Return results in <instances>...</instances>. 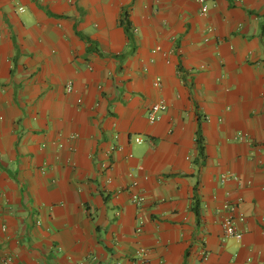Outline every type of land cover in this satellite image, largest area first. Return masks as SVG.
<instances>
[{
	"label": "crops",
	"instance_id": "0c3cea01",
	"mask_svg": "<svg viewBox=\"0 0 264 264\" xmlns=\"http://www.w3.org/2000/svg\"><path fill=\"white\" fill-rule=\"evenodd\" d=\"M204 3L0 0V264H264V0Z\"/></svg>",
	"mask_w": 264,
	"mask_h": 264
},
{
	"label": "built area",
	"instance_id": "2783aa9c",
	"mask_svg": "<svg viewBox=\"0 0 264 264\" xmlns=\"http://www.w3.org/2000/svg\"><path fill=\"white\" fill-rule=\"evenodd\" d=\"M198 3L201 5L200 6V12L202 14H206L207 12V6L204 3V0H197ZM160 79L157 77L154 80V85H159L160 84ZM66 90L70 91L73 88V84L71 80H68L66 83ZM166 107V103L164 100L160 99L157 101H154L148 108L147 111V118L148 121L153 123L157 117H158V112L162 111L163 109H165ZM137 141H140L139 138H136ZM133 185H136V181L132 182ZM141 198L137 195V194H133V200H137L139 201ZM222 226H223V231H224V235L229 237L232 236L234 238L240 239L242 236V232L240 230H237L236 227L234 226L231 218L226 217L223 222H222ZM139 264H146L144 259H141Z\"/></svg>",
	"mask_w": 264,
	"mask_h": 264
},
{
	"label": "trees",
	"instance_id": "16d2710c",
	"mask_svg": "<svg viewBox=\"0 0 264 264\" xmlns=\"http://www.w3.org/2000/svg\"><path fill=\"white\" fill-rule=\"evenodd\" d=\"M120 25L124 27V29L128 32L129 30V27H130V22L128 20V17H127V13L124 11L123 14L121 15V18H120ZM129 38H132L131 35H129ZM197 143H198V148L199 150H202V142H201V137L200 135H197ZM195 196V195H194ZM198 200L197 198L195 197V199L193 200V203L191 204L193 209L196 211V214L198 215L199 212L197 210V207H198Z\"/></svg>",
	"mask_w": 264,
	"mask_h": 264
}]
</instances>
